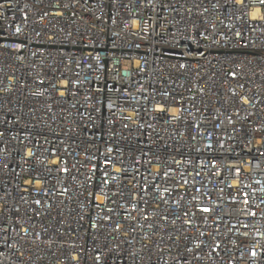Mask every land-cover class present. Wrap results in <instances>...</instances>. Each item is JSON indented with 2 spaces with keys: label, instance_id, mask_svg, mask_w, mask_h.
Listing matches in <instances>:
<instances>
[{
  "label": "built area",
  "instance_id": "built-area-1",
  "mask_svg": "<svg viewBox=\"0 0 264 264\" xmlns=\"http://www.w3.org/2000/svg\"><path fill=\"white\" fill-rule=\"evenodd\" d=\"M0 264H264V2L0 0Z\"/></svg>",
  "mask_w": 264,
  "mask_h": 264
},
{
  "label": "snow or ice",
  "instance_id": "snow-or-ice-1",
  "mask_svg": "<svg viewBox=\"0 0 264 264\" xmlns=\"http://www.w3.org/2000/svg\"><path fill=\"white\" fill-rule=\"evenodd\" d=\"M262 2H264V0H262ZM205 211H207V209H205Z\"/></svg>",
  "mask_w": 264,
  "mask_h": 264
}]
</instances>
